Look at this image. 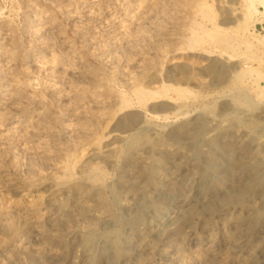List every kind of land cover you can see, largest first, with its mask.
<instances>
[{
  "label": "rangeland",
  "instance_id": "1",
  "mask_svg": "<svg viewBox=\"0 0 264 264\" xmlns=\"http://www.w3.org/2000/svg\"><path fill=\"white\" fill-rule=\"evenodd\" d=\"M0 264H264V0H0Z\"/></svg>",
  "mask_w": 264,
  "mask_h": 264
},
{
  "label": "bare ground",
  "instance_id": "2",
  "mask_svg": "<svg viewBox=\"0 0 264 264\" xmlns=\"http://www.w3.org/2000/svg\"><path fill=\"white\" fill-rule=\"evenodd\" d=\"M202 58V57H201ZM32 202V201H31ZM34 203V202H33ZM34 205V204H33ZM23 216H24V214H23ZM204 238V237H203ZM209 243V242H208ZM211 244V243H210ZM206 250V249H205ZM207 251V250H206ZM211 252V251H210ZM213 257V256H212Z\"/></svg>",
  "mask_w": 264,
  "mask_h": 264
}]
</instances>
